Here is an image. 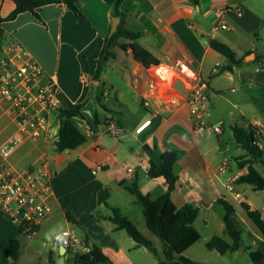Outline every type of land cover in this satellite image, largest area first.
Returning <instances> with one entry per match:
<instances>
[{"label":"crops","instance_id":"1","mask_svg":"<svg viewBox=\"0 0 264 264\" xmlns=\"http://www.w3.org/2000/svg\"><path fill=\"white\" fill-rule=\"evenodd\" d=\"M223 5L238 6L242 12L228 14L218 22L212 11ZM13 9L12 0H0L1 17L8 16ZM78 9L76 15L64 4H49L37 9L36 15L23 12L1 26V56H20L21 60L36 62L45 76L56 82L62 104L86 102V110L74 118L78 130L87 137L84 144L74 150L55 152L59 122L54 115L48 137L23 141L8 158L17 170H38L40 162L46 160L55 174L49 200L51 213L32 236L62 218L61 231H70L80 241L78 254L97 247L112 264H156L158 259L152 253L136 246L123 230H117L104 218L110 215L109 208H115L152 242L158 258L163 260L162 246L156 247L153 235L142 231V227L148 230L142 207L125 187L136 180L142 194L152 201L159 199L167 183L162 177L148 178L147 171L149 163L158 164L165 151L176 153L173 172L177 180L171 194L172 204L176 209L186 204L197 208L193 225L200 216L205 226L210 222L218 223L221 237L228 241L224 234V210L219 201L232 206V218L236 206L242 209L241 203H245L259 211L264 220V195L260 199L256 197V203H260L257 205L239 190L241 185H247L239 183L238 179L246 175L248 169L242 164L238 165V170L228 166L229 147L224 139L226 127L230 130L233 126L243 127L251 120L264 122V73L258 68L264 62L258 58L264 55V0H198L197 5L188 0H124L121 10L126 14L125 27L132 32H143L138 43L159 59L156 67H163L164 79L155 75L156 67L145 68L132 59L130 51L118 50L115 58L105 63L100 81H94L97 59L109 35L110 8L103 0H78ZM221 24L227 29L221 30ZM211 40L226 44L236 59L243 58V63L230 72L215 75L217 68L226 64V59L209 47ZM161 52H182L187 60L181 55L173 62L168 56L163 60L158 55ZM250 54L254 55L253 59L246 61ZM255 57L256 62H253ZM180 64L187 66L182 72L178 70ZM171 73L175 76L172 84L166 80ZM193 77L207 83L211 109L206 122L209 125L224 123L220 137L208 130H193L184 101L194 83ZM96 95L100 98L99 104L94 101ZM144 100L148 101L147 108L142 105ZM93 113L97 114L98 124L94 122ZM147 120H150L149 125L137 133L136 129ZM110 121L122 127L119 137L107 132ZM55 122L58 124L53 126ZM14 132L6 104L0 103L1 142ZM98 165L102 170L92 174ZM256 165L259 163L253 164L254 169L262 175ZM233 177V191H229ZM58 179L60 185L56 184ZM74 182L93 191H72ZM65 213H69L75 223L69 222ZM6 220L0 211L3 264L10 262L9 245L18 236L17 229ZM58 233H52L48 243V264L50 261L57 264L60 257V246L53 240ZM35 253L31 238L22 237L17 264H35ZM63 259L64 264H73L66 253Z\"/></svg>","mask_w":264,"mask_h":264},{"label":"trees","instance_id":"2","mask_svg":"<svg viewBox=\"0 0 264 264\" xmlns=\"http://www.w3.org/2000/svg\"><path fill=\"white\" fill-rule=\"evenodd\" d=\"M110 8V17L119 19L116 32L108 35L104 40L103 48L97 59V68L94 81H100V75L103 71L105 63L115 58V52L112 49L117 48L120 51H130L132 59L141 64L145 68L158 66L160 64L151 52L144 49L138 43V40L143 36V32H132L125 27L126 14L122 12L121 5L124 0H103ZM190 3L197 5L198 0H188ZM14 9L6 16H0V53L3 39L2 24L6 21L13 20L18 14L23 12H31L36 15V10L49 4H64L74 14H79L78 0H12ZM118 39L130 41L129 44L118 43ZM209 47L226 59V64L217 68L215 75H220L223 72H230L233 68L239 67L243 63V58L236 59L235 53L224 43L217 40H211L208 43ZM1 56V55H0ZM264 59V55L258 57ZM256 62V57L253 60ZM213 76V75H212ZM210 76V78L212 77ZM91 97V96H90ZM94 101L99 104L100 98L95 96ZM86 102L66 105L58 110L57 120L59 126L56 133L55 152L62 153L64 151L74 150L84 144L87 137L81 133L75 125L74 118L81 116L86 110ZM95 124L99 120L96 113H93ZM232 136L235 143L245 153V159L242 165H246L248 172L246 175L239 177L238 182L253 186L255 190H264V175L259 174L253 167L254 163H261L264 173V162L260 149L253 144L254 132L249 127H231ZM176 162V153L173 151H165L160 162L155 164L149 163L147 177L150 179L162 177L167 183L165 193L156 201L150 200L147 195L140 192L137 186V181H133L130 186L125 189L142 207L145 224L150 233L161 241L163 260L158 258L157 250L152 242L144 237L137 227L128 219L123 217L118 209L109 208L110 215L104 217L106 220L115 225L117 230H123L136 244L146 248L150 253L158 259L156 264H203L193 261L184 256V252L191 246L197 243L200 235L193 227V223L197 218V208L191 204H186L180 209H176L171 201V194L175 190L176 176L173 172V166ZM224 210L223 223L224 234L230 241H226L223 237L214 235L206 243L205 248L209 251H215L219 255L233 253L241 248V232L235 227L232 214L234 212L231 205L224 201H219ZM247 218L258 229L261 238L264 242V220L257 210H252L247 204L241 203ZM66 219L69 222L75 223V220L65 213ZM38 231V227L29 229L30 234ZM18 236L14 238L9 245L10 262L8 264H17L20 256V243L24 237L21 228L17 229ZM86 241L84 240V244ZM248 256L253 264H264V257L259 252H248ZM71 261L73 264H112V262L101 253L97 247L90 248L84 254H76ZM50 264H55L50 261Z\"/></svg>","mask_w":264,"mask_h":264},{"label":"built area","instance_id":"3","mask_svg":"<svg viewBox=\"0 0 264 264\" xmlns=\"http://www.w3.org/2000/svg\"><path fill=\"white\" fill-rule=\"evenodd\" d=\"M241 12L240 7L228 5L214 7L212 11L214 19L218 22L223 21L228 14L239 15ZM220 29L226 30L227 26L221 24ZM186 67L180 64L178 70L182 72ZM258 68L264 73V62ZM193 79L194 83L184 100L193 130H208L214 136L220 137L224 123L219 121L209 125L206 122L210 109L207 83L196 77ZM167 81L170 84L173 82ZM0 103L6 104L7 114L15 126L14 134L6 142L0 143V211L16 229H22L25 238H30L33 234H30L29 229L38 227L51 213L49 200L55 174L46 160L40 162L38 170H17L10 165L8 158L13 149L23 141H36L42 136H49L50 122L62 107V99L54 79L46 77L44 70L36 62L21 60L20 56L3 55L0 56ZM142 105L147 108L148 101L144 100ZM149 123L150 120L145 121L136 132L139 133ZM244 126L254 132L253 144L260 149L264 162V122L251 120L246 121ZM107 132L113 137H119L122 127L115 121H110ZM100 170L102 167L98 165L92 174ZM128 172H131V169H128ZM233 182L234 177L230 179L229 191H233ZM53 240L65 249L69 257L73 258L78 254L80 241L70 231H61Z\"/></svg>","mask_w":264,"mask_h":264},{"label":"rangeland","instance_id":"4","mask_svg":"<svg viewBox=\"0 0 264 264\" xmlns=\"http://www.w3.org/2000/svg\"><path fill=\"white\" fill-rule=\"evenodd\" d=\"M124 41H125L124 39L117 40L118 43H124ZM112 51L118 52V49L114 48L112 49ZM158 55L163 60H166V56H168L171 62H173L175 57L178 55H181L184 61L187 60L185 54L182 52H161ZM169 75L170 76L168 79L171 78V80L173 81V79L175 78L174 74L171 73ZM56 116L57 114H55V117ZM57 124L58 123L55 122L53 126H56ZM10 136L7 137L6 140L4 139L3 142H6L10 138ZM224 139L229 147V153H228L229 158H228L227 164L228 166L232 168H236V170H238L239 163H243L245 159H244V156L241 154L242 151L237 150V146L235 144L234 138L232 137L231 130L229 127H226L225 129ZM212 141L215 142V139L213 137H212ZM0 143H2L1 140H0ZM237 154H241V155H237ZM233 156L234 158L236 157L235 160H233L232 158ZM235 164H236V167H235ZM256 166L258 170L264 175L261 163H259V165H256ZM56 184L60 185V179L56 181ZM86 187L85 186L83 187V185L80 186L78 183L74 182L72 185V188H73L72 191H93V190H90V188H86ZM234 190L238 191L236 189ZM239 190L244 191L245 194L249 196L250 198H252L255 204L257 205H259L260 203L259 202L256 203V197L260 199L264 195V192H261V191L257 192L258 190H255L252 186L248 187L247 185H241L239 187ZM249 191L257 192V193H251ZM232 219L235 222L236 228L240 230L241 232V248L238 251L233 252V253H226L224 255H219L215 251L207 250L205 248V243L214 235L222 236L221 229H220V225L214 222L207 223L208 225L205 226L200 216V218L197 220L195 225H193V227L199 233L200 239L196 244H194V246H192L188 250V252L184 256L187 258L188 257L193 258L191 260L200 262L203 264H253L248 256V252H255V251L261 253L262 256L264 257V242L261 238V235L258 229L247 218V216L245 215V212L239 206H236V214ZM62 228H63V220L62 218H58L55 221L54 226L51 225V226L44 227L35 236L30 237L31 243L35 244L36 246V253L33 259V263L48 264V243L52 240V233L61 232ZM145 229L146 228L142 227V231L144 233L146 232L149 234L150 232H148V230H145ZM152 237H154V239H156L157 241V243H155L156 247H159L162 245L161 241L158 238H156L155 236H152ZM225 238L227 239V237ZM228 241H230L229 238H228ZM3 263H4V259L1 258L0 264H3ZM263 263H264V260H263Z\"/></svg>","mask_w":264,"mask_h":264},{"label":"water","instance_id":"5","mask_svg":"<svg viewBox=\"0 0 264 264\" xmlns=\"http://www.w3.org/2000/svg\"><path fill=\"white\" fill-rule=\"evenodd\" d=\"M119 23V19L116 17L111 18V25H110V29H109V36L114 34L116 32L117 26ZM253 54H250L249 57H246V61L248 60H252L253 59ZM156 67V66H154ZM98 83L95 82V85H97ZM92 95L94 96V91H92ZM175 102H178V99L175 100ZM65 254V249L63 247H60L59 249V255L60 257L57 260V264H64V259H63V255Z\"/></svg>","mask_w":264,"mask_h":264},{"label":"bare ground","instance_id":"6","mask_svg":"<svg viewBox=\"0 0 264 264\" xmlns=\"http://www.w3.org/2000/svg\"><path fill=\"white\" fill-rule=\"evenodd\" d=\"M165 74V70L163 69V67H157L155 68V75H161V76H164ZM167 80H171L170 79H167Z\"/></svg>","mask_w":264,"mask_h":264}]
</instances>
